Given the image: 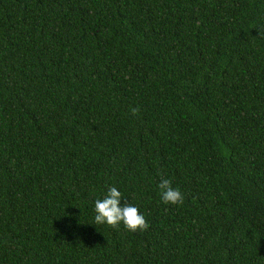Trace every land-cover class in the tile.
Segmentation results:
<instances>
[{
	"label": "trees",
	"instance_id": "trees-1",
	"mask_svg": "<svg viewBox=\"0 0 264 264\" xmlns=\"http://www.w3.org/2000/svg\"><path fill=\"white\" fill-rule=\"evenodd\" d=\"M0 264H264V0H0Z\"/></svg>",
	"mask_w": 264,
	"mask_h": 264
},
{
	"label": "clouds",
	"instance_id": "clouds-1",
	"mask_svg": "<svg viewBox=\"0 0 264 264\" xmlns=\"http://www.w3.org/2000/svg\"><path fill=\"white\" fill-rule=\"evenodd\" d=\"M135 114L138 109H131ZM161 192V199L165 204H182L184 196L178 188L171 185L169 179H162L158 184ZM122 194L116 187H109L103 199L95 201V224H107L117 228L121 223L129 231L146 230L149 227L148 221L138 211V208L127 203L122 204Z\"/></svg>",
	"mask_w": 264,
	"mask_h": 264
}]
</instances>
